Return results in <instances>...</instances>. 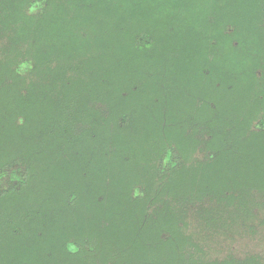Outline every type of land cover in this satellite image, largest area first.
Returning <instances> with one entry per match:
<instances>
[{"label": "trees", "instance_id": "trees-1", "mask_svg": "<svg viewBox=\"0 0 264 264\" xmlns=\"http://www.w3.org/2000/svg\"><path fill=\"white\" fill-rule=\"evenodd\" d=\"M263 210L264 0H0V264H262L192 219Z\"/></svg>", "mask_w": 264, "mask_h": 264}, {"label": "rangeland", "instance_id": "rangeland-1", "mask_svg": "<svg viewBox=\"0 0 264 264\" xmlns=\"http://www.w3.org/2000/svg\"><path fill=\"white\" fill-rule=\"evenodd\" d=\"M189 215L191 218L192 214L190 213ZM258 219L264 220V210ZM192 227L195 231L201 232L211 256L218 257L231 250L237 255L253 254L264 264V235H258L256 239L249 238V236H245L243 239H234L226 236L219 225L217 227L214 223L211 226L206 225L204 219H192Z\"/></svg>", "mask_w": 264, "mask_h": 264}]
</instances>
